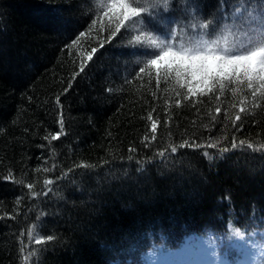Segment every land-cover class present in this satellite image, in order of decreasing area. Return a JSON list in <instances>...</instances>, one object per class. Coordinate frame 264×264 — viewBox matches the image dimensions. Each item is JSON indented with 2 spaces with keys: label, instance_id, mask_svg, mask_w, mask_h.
I'll return each instance as SVG.
<instances>
[{
  "label": "trees",
  "instance_id": "trees-1",
  "mask_svg": "<svg viewBox=\"0 0 264 264\" xmlns=\"http://www.w3.org/2000/svg\"><path fill=\"white\" fill-rule=\"evenodd\" d=\"M99 3L0 0V264H141L153 247L158 264L242 263L229 222L264 225V96L149 65L139 31L108 39ZM193 6L207 20L218 3ZM159 13L161 33L191 20L180 0Z\"/></svg>",
  "mask_w": 264,
  "mask_h": 264
},
{
  "label": "snow or ice",
  "instance_id": "snow-or-ice-1",
  "mask_svg": "<svg viewBox=\"0 0 264 264\" xmlns=\"http://www.w3.org/2000/svg\"><path fill=\"white\" fill-rule=\"evenodd\" d=\"M180 2L185 5V12L191 15V20L186 24L176 23L174 28L164 33L154 31L149 24L160 14L161 7L165 12L169 11L172 0H109L107 4L104 0H100L99 6L110 10V20L116 22L115 31L108 37L109 40L124 28L135 29L141 33L134 37L136 44L142 43V36L150 42L151 50H146L145 55L154 58L147 60L149 65H157L169 58L170 64L166 67H174L178 77L181 75V69L185 75L194 76L196 72L202 73L208 91H212L217 83L224 88L222 80L243 77L247 81V87L253 89L254 98L258 92L264 96L262 91L264 90V0H217V11L207 20L204 19L199 6H193L192 12L188 13L189 0H180ZM145 17L149 20L146 21ZM169 23L173 21L170 20ZM92 51L94 53L97 49L93 48ZM91 58L90 55L89 59ZM143 71L144 69L140 68V72ZM254 83L258 84V87L253 88ZM189 92H192L191 88ZM216 111L219 113L221 110L217 108ZM240 111L244 112L245 109L241 108ZM149 119H152L151 113ZM240 119L241 116L238 114L236 120ZM152 129L155 131V123ZM60 134L62 133L52 135L51 139H58ZM244 144L245 141H240L239 145L233 142L231 149L242 147ZM185 146H188L187 141L179 145L181 148ZM215 146L208 145V147ZM247 147L252 149L253 145L249 143ZM176 151L177 147H171V152ZM228 151L229 148L221 149L224 153ZM204 155L211 159L208 152ZM50 183L51 181H45V184ZM28 187L31 189L32 185L29 184ZM256 211L254 207L252 222H255ZM261 219L264 220V217ZM235 223V221L229 222L230 238L235 237L254 250L252 264H264V225L259 231L256 228L249 231L247 227L235 226ZM28 235L31 240L33 232L30 231ZM47 239L52 240L53 237L49 236ZM35 243L38 245L41 240L36 239ZM211 259L214 262L220 258L213 253ZM163 260L164 257L158 256L153 247L152 251L142 256L141 264H157L158 261Z\"/></svg>",
  "mask_w": 264,
  "mask_h": 264
},
{
  "label": "rangeland",
  "instance_id": "rangeland-1",
  "mask_svg": "<svg viewBox=\"0 0 264 264\" xmlns=\"http://www.w3.org/2000/svg\"><path fill=\"white\" fill-rule=\"evenodd\" d=\"M196 73L199 74L200 72H196ZM237 243H238L239 250L245 259L240 264H252V258L255 254L254 250L252 248L246 246V244L244 242H241L238 240ZM190 258H192V256ZM211 258H212V255H211ZM170 259H171L170 261L165 262L164 264H181V262L177 258H175V256L170 257ZM192 261H193V264H202L201 263L202 261H200L198 259H193ZM205 264H221V261L218 260V261L213 262L211 259V261L207 260V262H205Z\"/></svg>",
  "mask_w": 264,
  "mask_h": 264
}]
</instances>
